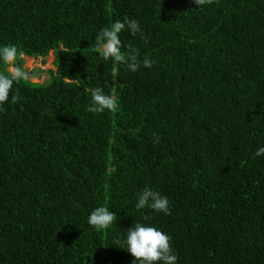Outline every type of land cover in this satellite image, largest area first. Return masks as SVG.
I'll use <instances>...</instances> for the list:
<instances>
[{
    "label": "trees",
    "instance_id": "1",
    "mask_svg": "<svg viewBox=\"0 0 264 264\" xmlns=\"http://www.w3.org/2000/svg\"><path fill=\"white\" fill-rule=\"evenodd\" d=\"M125 17L147 42L125 28L121 50L155 63L115 76L94 40ZM10 44L62 62L0 113V264H132L115 241L136 223L168 234L177 264H264V0H0ZM94 87L116 112L86 111ZM145 187L169 215L136 210ZM99 206L107 230L87 224Z\"/></svg>",
    "mask_w": 264,
    "mask_h": 264
},
{
    "label": "clouds",
    "instance_id": "2",
    "mask_svg": "<svg viewBox=\"0 0 264 264\" xmlns=\"http://www.w3.org/2000/svg\"><path fill=\"white\" fill-rule=\"evenodd\" d=\"M197 8L210 5L214 0H192ZM136 36L140 33L142 39L146 38L141 32L140 26L135 19L125 17L123 21L117 20L110 26L104 27L96 35L93 51L98 54L100 60H112L117 67L113 69V75H119V66L123 65L130 72L135 73L141 67L151 68L154 61L145 57L141 62L138 59L139 51L132 44L127 45V51L119 38V34L125 30ZM147 42V41H146ZM52 52V51H51ZM25 53L15 45L0 46V113L5 111L4 105L9 102L15 104L20 100L19 91L13 93L15 84L29 79L28 74L22 69L18 61L24 58ZM91 103L86 111L100 114L105 111L116 112L117 101L114 95L105 94L103 88L94 87L89 89ZM154 135V143L159 142V137ZM264 155V147H260L253 153V159ZM136 210L150 209L156 213L170 214L169 201L160 192L145 187L139 194L135 204ZM116 214L109 211L106 206H99L92 210L87 218V224L96 231L107 230L116 223ZM148 217H145L147 219ZM131 255L132 264H177L178 256L171 247V237L154 226H146L141 223L132 225L126 231V238L115 241Z\"/></svg>",
    "mask_w": 264,
    "mask_h": 264
},
{
    "label": "rangeland",
    "instance_id": "3",
    "mask_svg": "<svg viewBox=\"0 0 264 264\" xmlns=\"http://www.w3.org/2000/svg\"><path fill=\"white\" fill-rule=\"evenodd\" d=\"M55 59L53 51L44 58H29L24 56L22 69L28 74V80L31 83L45 84L50 80V72L56 71Z\"/></svg>",
    "mask_w": 264,
    "mask_h": 264
},
{
    "label": "water",
    "instance_id": "4",
    "mask_svg": "<svg viewBox=\"0 0 264 264\" xmlns=\"http://www.w3.org/2000/svg\"><path fill=\"white\" fill-rule=\"evenodd\" d=\"M56 56L58 58V62H62L61 58H60V53L59 52H56Z\"/></svg>",
    "mask_w": 264,
    "mask_h": 264
},
{
    "label": "flooded vegetation",
    "instance_id": "5",
    "mask_svg": "<svg viewBox=\"0 0 264 264\" xmlns=\"http://www.w3.org/2000/svg\"><path fill=\"white\" fill-rule=\"evenodd\" d=\"M56 52H58V51H55V52L53 51L55 58H56ZM55 60H56V59H55Z\"/></svg>",
    "mask_w": 264,
    "mask_h": 264
}]
</instances>
